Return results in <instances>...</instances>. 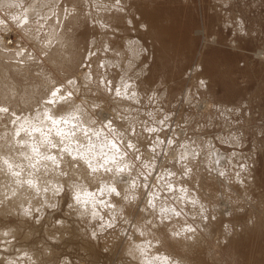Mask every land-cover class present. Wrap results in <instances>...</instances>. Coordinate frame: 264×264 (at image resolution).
I'll return each instance as SVG.
<instances>
[{"label": "rangeland", "instance_id": "374dc122", "mask_svg": "<svg viewBox=\"0 0 264 264\" xmlns=\"http://www.w3.org/2000/svg\"><path fill=\"white\" fill-rule=\"evenodd\" d=\"M9 2L22 7L3 9ZM118 7H123V11H117ZM13 15L20 19L11 20ZM126 18L132 20V25L127 24ZM237 18L243 21L247 35L240 33ZM141 25H147V30H142ZM140 43L167 58L173 96L182 94L192 83L191 77H183L187 67L197 63L205 66L203 75L211 81L205 99L201 101L196 92V106L189 105L192 89L183 97L191 114L176 110L175 103H161L157 110L156 103H147L146 87L140 81L139 104L116 95L117 91H124L125 81L132 83L123 70L129 59L143 58ZM260 57H264V0H119V4L117 0H0V138L13 133L17 118L43 109L42 105L60 93L67 102L99 103L101 107L91 111L107 117V121H97L102 130L108 122L115 127L126 126L129 121L122 120V116L136 117L133 123L140 127L133 129V135L139 133L142 152L150 149L155 140L165 144L172 140L175 148L178 143L192 144L199 139L201 146L210 141L209 148L215 150L216 157H225L220 161L224 165L235 151L240 160L232 159L233 171L248 161L252 181L246 193L238 184L234 185L235 192L232 187H225V195H216L213 203L225 201L232 216L227 220L221 217L213 226L214 239L219 243L210 251L217 258L215 264H264V59ZM152 67L150 78H146L149 83L164 70L162 65ZM245 101L251 113H236L243 115L244 120L229 116L228 120L213 119L208 127H202L210 115L218 116L220 111L239 107ZM65 106L57 103L54 114ZM125 108L135 111L129 114ZM146 112L155 113V120L161 122L167 115V124L161 123L157 133L146 132L147 127L157 126L144 115ZM232 131L244 133L237 148L231 141L222 142V137ZM159 151L157 170L147 181L141 178L145 186L138 190L135 211L126 208L128 222L117 217L113 228L101 231L111 219L107 211L100 220L70 215L63 197H58L59 211L46 208L43 216L36 212L27 218L19 205L14 210L7 200L0 203V231L11 229L20 238L19 242L7 238L15 249L5 252L6 238L0 237V256L27 259L30 255L34 264H141L126 250L136 241L145 245L153 239L151 234H142L145 217L151 211H144L146 198L151 189L159 188V165L172 166L167 159L169 153ZM211 183L207 181L205 187ZM196 187H200L199 183ZM167 196L169 193L161 192L160 198ZM110 199L120 202L118 197ZM237 200L241 203L234 204ZM225 222L232 226L231 235L223 230Z\"/></svg>", "mask_w": 264, "mask_h": 264}, {"label": "clouds", "instance_id": "9594fccd", "mask_svg": "<svg viewBox=\"0 0 264 264\" xmlns=\"http://www.w3.org/2000/svg\"><path fill=\"white\" fill-rule=\"evenodd\" d=\"M14 7L22 5H3V9ZM117 11H123V7H118ZM5 14L7 15V12ZM10 19L18 21L20 17L13 15ZM125 21L132 25L131 19L126 18ZM237 24L240 33L247 35L243 21L237 18ZM140 27L147 30V25ZM140 44L143 58L136 56L129 59L123 70L124 75L132 83L128 84L125 81L124 91H117L116 95L132 101L133 104H139L137 81H140V84L146 87L147 103H156L157 110L161 103L169 105L175 103L178 105L176 110L191 114V107L185 108L183 97L187 90L192 89L194 91L192 99L188 101L189 105L196 106L193 104L196 92L200 93L201 101L205 99L211 83L210 79L203 75L205 66L197 63L187 67L183 77L184 79L191 77L192 83L182 94L173 96L169 89L170 73L166 66L167 58ZM154 64L162 65L164 70L156 73L155 78L149 83L146 78H150ZM245 105L246 101L239 107H229L228 111H220L218 116L210 115L202 127H208L213 119L228 120L229 116L234 120H244L243 115L236 116V113H251ZM100 107L99 103L85 105L83 102L70 101L57 112V118H52L47 109L33 117L37 123L32 131L38 132L39 135L28 134L22 140L16 141L14 133L8 134L12 136V140L6 139L5 144L0 146L5 149V152L0 154V162L3 165L0 171L10 173V183L14 187L5 193L4 200L12 198L20 200V197H23L19 208L21 214L27 218L36 212L43 216L46 208L59 211L58 197H63L70 209V215L74 214L86 220H100L103 219L102 213L107 211L111 219L105 222L101 231L113 228L117 223V217L123 223L128 222L126 208L135 211L134 206L139 199L138 190L145 186L141 178L147 181L157 170L159 150L163 149L169 153L167 159L171 161L172 166L166 168L164 164L159 165L162 169L156 182L159 188L151 189L149 197L146 198L144 211L148 212L149 209L151 211L145 217V230L142 234H151L153 239L144 245L142 251L144 259L141 264H215L217 258L212 255L210 248L214 249L219 241L214 239L213 226L221 217L229 219L232 212L227 208L225 201L217 203L213 201L217 194L225 195L222 191L225 187H232V191L235 192L234 185L242 184L243 192L246 193L247 185L252 181L251 165L244 161L240 163L239 169L233 171L235 165L232 164V159L235 158L239 162V153L233 151L229 154L227 162L221 165L220 161L225 157L217 158L215 150L209 148L210 141L201 146L199 139L192 141L195 147L184 141L178 143L175 148L172 147V140L167 144L163 140H155L150 149L142 152L139 133L133 135V129L140 127L139 124L133 123L136 117L122 116L120 117L122 120L129 121L126 126L115 127L113 123L108 122L102 130L101 124L97 121H107V117L102 112L93 114L91 111L92 108ZM124 111L131 114L135 110L125 108ZM144 115L157 125L147 127L145 131L148 133H157L161 130L159 127L161 123L167 124V115L162 122L155 120L153 112H146ZM49 120L51 123H46ZM60 124L64 127H57ZM21 130H24L23 125ZM243 137V131H232L227 137H222V142L231 141L233 148H237L243 142ZM254 154L253 149L252 155ZM249 159H252V156ZM209 180L212 183L205 187ZM197 183L200 185L199 188L196 187ZM161 192H167L169 196L161 200ZM111 197H118L120 202L111 200ZM4 200H0V203H4ZM248 200H251L250 196ZM239 203L240 200L234 202ZM210 208L213 210L209 211ZM206 217L210 219L204 223ZM59 219L58 217V222ZM249 223L251 224V221ZM223 230L226 235H231L233 231L227 222L223 224ZM0 237L6 238L3 245L5 252L10 248L15 249L11 239L7 238L17 239V242L20 239L11 229L0 231ZM224 242L226 243V238ZM0 264L34 262L30 255L27 259L13 255L0 256Z\"/></svg>", "mask_w": 264, "mask_h": 264}, {"label": "bare ground", "instance_id": "6f19581e", "mask_svg": "<svg viewBox=\"0 0 264 264\" xmlns=\"http://www.w3.org/2000/svg\"><path fill=\"white\" fill-rule=\"evenodd\" d=\"M7 2V1H5ZM4 2V3H5ZM8 3V2H7ZM10 4V2H9ZM12 4V3H11ZM27 12V11H26ZM30 14V13H29ZM26 16V15H25ZM25 19V18H24ZM57 93V92H55ZM50 102H47V104L45 103V105L43 106L42 105V108H40L39 111H35L34 113L32 112V114H30L29 116H25V117H22V118H17L16 121V126L14 128V131H12L14 134H15V140L16 141H20L22 140L23 138H21L22 136H20L23 132L25 133H28V134H31L33 136H36V135H39L38 132H33L32 131V128L33 126L37 123L33 117L36 116L37 113L39 112H42L43 110L47 109L49 110V115L52 117V118H57V116L54 114L55 113V110L57 109H54L55 105L57 103L60 104L61 103H65V105L69 102L65 101L67 100L65 98L64 100V97L62 94L60 93H57V94H54L51 98H50ZM38 110V109H37ZM60 110V109H59ZM46 123H51V121H46ZM21 125H23L24 127V130H21ZM59 127H64L63 124H60L58 125ZM27 134V135H28ZM1 135V134H0ZM6 135V134H4ZM26 136V135H24ZM7 140H12V136H3L2 138H0V146L4 145L5 144V141ZM5 152V149L3 147H0V154H3ZM0 167H3L2 165V162H0ZM10 180H11V176H10V173L9 174H5V172L3 171H0V199H3L4 200V196H5V193L7 191H9L11 188L14 187V185H12L10 183ZM21 191H23L21 189ZM27 195V194H26ZM18 196H19V193H18ZM5 201V200H4ZM8 201V205L11 207V209H14V210H17L16 209V206H18L20 204L21 201H23V197H20V200H17L16 198H12L10 200H7ZM6 201V202H7ZM7 206V204H5ZM5 206V207H6ZM8 206V210L10 209ZM1 209V208H0ZM7 209H4V210H7ZM10 209V210H11ZM19 209V208H18ZM1 211V210H0ZM6 212V211H5ZM137 242V243H136ZM134 242L133 244H129L128 246V249L126 250L131 256L132 258L135 257L136 259H138L139 261H142L144 259V256L142 255V251L144 249V245H141L138 243V241ZM33 257V256H32ZM35 259V258H34ZM33 260V258H32ZM140 263V262H139Z\"/></svg>", "mask_w": 264, "mask_h": 264}]
</instances>
